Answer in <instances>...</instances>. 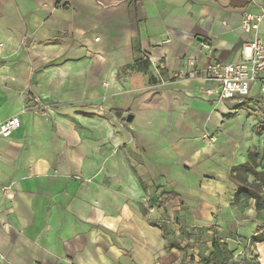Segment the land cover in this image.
Returning <instances> with one entry per match:
<instances>
[{"label":"crops","instance_id":"0c3cea01","mask_svg":"<svg viewBox=\"0 0 264 264\" xmlns=\"http://www.w3.org/2000/svg\"><path fill=\"white\" fill-rule=\"evenodd\" d=\"M263 11L264 0H0V121L22 122L0 139V264H216V244L250 257L230 236L250 243L264 209L236 200L231 176L258 146L247 108L260 86L217 98L200 42L239 62L254 38L243 14Z\"/></svg>","mask_w":264,"mask_h":264},{"label":"built area","instance_id":"2783aa9c","mask_svg":"<svg viewBox=\"0 0 264 264\" xmlns=\"http://www.w3.org/2000/svg\"><path fill=\"white\" fill-rule=\"evenodd\" d=\"M264 21V11L260 14L245 12L243 14L242 29L246 33H253L254 38L249 43L250 56L236 63H224L213 55L212 44L209 41H201V46L209 54V62L206 66V80L217 84L216 96L221 100L238 99L243 101L250 93L253 84L258 83L260 94H264V37L259 36L260 24ZM162 69V68H161ZM194 73V72H193ZM176 77L186 78L192 73L181 70L175 73ZM208 93L213 94L214 89ZM22 125L19 115H13L0 121V139L10 138L12 133ZM204 140L214 141V136L205 134Z\"/></svg>","mask_w":264,"mask_h":264},{"label":"rangeland","instance_id":"374dc122","mask_svg":"<svg viewBox=\"0 0 264 264\" xmlns=\"http://www.w3.org/2000/svg\"><path fill=\"white\" fill-rule=\"evenodd\" d=\"M103 85H107V83H103ZM252 104L248 106V110L252 113V117L257 118V124L254 125L253 132H256L257 136H254V145H258L257 148L252 149V151L248 154V166L244 167L245 164H241L236 170V177L234 178L231 176L232 183L235 187V194L240 192L241 195L237 198L238 200L244 198V200L252 201L255 199H251V197H247V194L251 195L252 193L255 195H259V198L264 200V94L255 95L253 98ZM249 103H245L241 106H246ZM237 124L241 125L242 127L246 124V119L244 115H242L239 119L236 120ZM248 122V121H247ZM248 128V125H245ZM234 168V169H235ZM252 168L254 170V174H250L249 172H244L245 170ZM235 171V170H234ZM233 171V172H234ZM244 174V176H242ZM233 175V174H232ZM262 216H264V210L262 212ZM254 222L250 221L248 225L245 227L247 229L255 230L258 225H253ZM163 227V225L161 226ZM255 228V229H254ZM168 229H171L170 227ZM232 234V233H231ZM230 236V235H229ZM228 236V237H229ZM233 237V238H232ZM230 236L232 239H239L243 247L248 251L251 252L249 255L250 257L244 256L243 258L238 257L237 260L231 259V257H227L226 264H249L251 260L257 259V256L253 255L254 251L256 250V245L253 244L252 240L249 243L248 237L246 236ZM236 258V257H235ZM231 259V260H230ZM255 259V260H256ZM258 263V262H257ZM256 264V263H255Z\"/></svg>","mask_w":264,"mask_h":264},{"label":"trees","instance_id":"16d2710c","mask_svg":"<svg viewBox=\"0 0 264 264\" xmlns=\"http://www.w3.org/2000/svg\"><path fill=\"white\" fill-rule=\"evenodd\" d=\"M249 163H246L244 167L248 166ZM235 171L233 172V177H236V170L237 168L234 169ZM244 172H249L250 174H254V170L252 168H249L247 170H245ZM244 176V174L242 175ZM245 177V176H244ZM239 195H241L240 192H237L235 194V198L237 200V198L239 197ZM251 197V199H255L256 201V207L258 210H263L264 209V200H262V198H259V195L257 194H251L249 195V193L247 194V197ZM173 197H175L174 194H168L166 196V198L164 199V201L162 202L163 204H166L167 201L171 200ZM264 241V228H260L257 230L256 235L252 238V242L255 243H259V242H263ZM225 253L227 254V251L224 250L223 248L219 247L217 244L215 245V250L213 255L211 256L212 260L215 261L216 264H226V260L227 257H225ZM228 255V254H227ZM256 262H252V264H255ZM259 264V263H256Z\"/></svg>","mask_w":264,"mask_h":264}]
</instances>
